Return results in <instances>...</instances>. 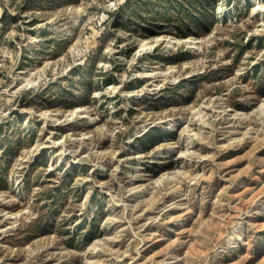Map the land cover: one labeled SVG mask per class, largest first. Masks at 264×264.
I'll use <instances>...</instances> for the list:
<instances>
[{"label": "rangeland", "instance_id": "374dc122", "mask_svg": "<svg viewBox=\"0 0 264 264\" xmlns=\"http://www.w3.org/2000/svg\"><path fill=\"white\" fill-rule=\"evenodd\" d=\"M168 3L0 0V264H264V0Z\"/></svg>", "mask_w": 264, "mask_h": 264}, {"label": "trees", "instance_id": "16d2710c", "mask_svg": "<svg viewBox=\"0 0 264 264\" xmlns=\"http://www.w3.org/2000/svg\"><path fill=\"white\" fill-rule=\"evenodd\" d=\"M163 1V0H162ZM218 0H179V5L165 4L163 7L165 12L163 17L171 18L174 11L178 13L179 31L183 35L192 33L191 27L194 29L202 28L205 32H209L215 21L214 8ZM185 27V28H184ZM147 29V28H146ZM113 80L106 78L105 83L110 84ZM153 134V133H152ZM162 133L158 132L156 137H160ZM153 137V136H152ZM153 142L157 139H151Z\"/></svg>", "mask_w": 264, "mask_h": 264}]
</instances>
